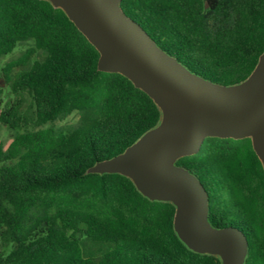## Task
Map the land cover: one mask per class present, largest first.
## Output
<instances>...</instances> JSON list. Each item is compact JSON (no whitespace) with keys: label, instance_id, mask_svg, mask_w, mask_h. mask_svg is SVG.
<instances>
[{"label":"trees","instance_id":"1","mask_svg":"<svg viewBox=\"0 0 264 264\" xmlns=\"http://www.w3.org/2000/svg\"><path fill=\"white\" fill-rule=\"evenodd\" d=\"M120 9L190 74L222 87L246 81L264 52V0H121ZM0 264H221L189 250L175 206L150 201L119 174H91L161 122L124 76L97 70L99 53L45 0H0ZM4 85V86H2ZM6 90V92H5ZM175 165L208 198L212 229L247 242L264 264V169L251 139L205 138Z\"/></svg>","mask_w":264,"mask_h":264},{"label":"water","instance_id":"2","mask_svg":"<svg viewBox=\"0 0 264 264\" xmlns=\"http://www.w3.org/2000/svg\"><path fill=\"white\" fill-rule=\"evenodd\" d=\"M45 1L61 9L97 50L99 72L126 77L161 112L156 128L88 173L122 175L150 201L171 202L174 232L189 250L216 256L221 264H244L243 235L209 226L205 190L175 162L196 154L205 138H249L264 169V52L246 81L222 87L190 74L161 51L124 15L121 0Z\"/></svg>","mask_w":264,"mask_h":264},{"label":"rangeland","instance_id":"3","mask_svg":"<svg viewBox=\"0 0 264 264\" xmlns=\"http://www.w3.org/2000/svg\"><path fill=\"white\" fill-rule=\"evenodd\" d=\"M19 53H20V49L16 48L12 54L0 58V69H1V67L4 66L5 63H7L8 61L17 57L19 55ZM2 86H4V85H2ZM5 92H6V90H5ZM5 101H6V99H3L2 104L0 106V110L2 109V106L4 105ZM12 136H13V131L9 130L8 128H6L0 124V146L3 149H6L8 147V145L12 141ZM10 250H11L10 244L4 245L0 241V252L3 255H7L10 252Z\"/></svg>","mask_w":264,"mask_h":264}]
</instances>
